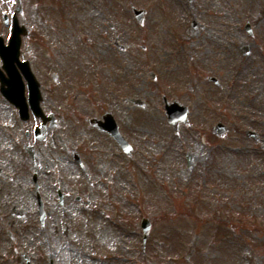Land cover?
Returning a JSON list of instances; mask_svg holds the SVG:
<instances>
[{
    "label": "rangeland",
    "instance_id": "374dc122",
    "mask_svg": "<svg viewBox=\"0 0 264 264\" xmlns=\"http://www.w3.org/2000/svg\"><path fill=\"white\" fill-rule=\"evenodd\" d=\"M131 2L147 10L142 24ZM21 6L51 10L73 44L72 137L86 138L103 186H94L92 203L74 196L63 206L50 202L45 227L33 226L30 208L18 232L11 229L15 239L5 235L0 264H27L24 253L32 264H264V0H21ZM164 97L189 107L190 122L177 133ZM109 110L134 143L131 157L82 124V115ZM218 121L228 126L222 135L212 132ZM75 189L66 188L73 195ZM142 217L152 221L146 244Z\"/></svg>",
    "mask_w": 264,
    "mask_h": 264
},
{
    "label": "flooded vegetation",
    "instance_id": "af4514ba",
    "mask_svg": "<svg viewBox=\"0 0 264 264\" xmlns=\"http://www.w3.org/2000/svg\"><path fill=\"white\" fill-rule=\"evenodd\" d=\"M3 1L0 0V249L6 242L5 235L11 241L15 239L16 225L30 208L35 207L32 215L45 227L52 217L50 202L63 206L74 196L78 202L92 203L94 186L101 187L103 182V175L92 170L87 158L86 138L72 137L71 129L76 125L71 124L70 115L68 46L73 44L67 43L61 19H53L51 10H26L21 0H9L8 5ZM111 27L109 23V32ZM107 112L114 114L109 110L94 116L100 120ZM81 117L85 129L120 149L107 132L89 124L91 116ZM119 128L128 138L121 121ZM97 161L104 170L112 169L107 162ZM70 171L75 172L73 180ZM111 173L107 184L113 181ZM70 184L76 187L77 194L66 190ZM41 204L44 219L40 215ZM33 226L38 229L36 222ZM31 230L26 228L27 232ZM18 245L15 241L10 248Z\"/></svg>",
    "mask_w": 264,
    "mask_h": 264
},
{
    "label": "water",
    "instance_id": "95a60500",
    "mask_svg": "<svg viewBox=\"0 0 264 264\" xmlns=\"http://www.w3.org/2000/svg\"><path fill=\"white\" fill-rule=\"evenodd\" d=\"M134 11H135V13H136V16L139 18V20L142 21V19H143V12H144V11H142V10H141V11H138V10H136L135 8H134ZM172 108H173V107H171V109H170L171 113H172V114H176V113L173 111ZM176 122H177V121H175L174 123H176ZM226 130H227V128H226L224 125H222V124H218V125L215 127V131H216L217 133H219V134L224 133ZM143 227H144L145 232L147 233V232L149 231V229L151 228V223L149 222V220L145 219V220L143 221Z\"/></svg>",
    "mask_w": 264,
    "mask_h": 264
}]
</instances>
